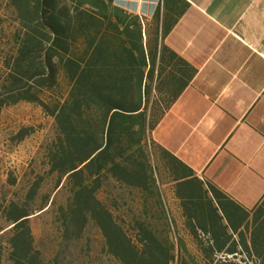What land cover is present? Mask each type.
Listing matches in <instances>:
<instances>
[{
	"label": "trees",
	"instance_id": "16d2710c",
	"mask_svg": "<svg viewBox=\"0 0 264 264\" xmlns=\"http://www.w3.org/2000/svg\"><path fill=\"white\" fill-rule=\"evenodd\" d=\"M0 1L18 25L0 112L28 102L54 119L43 161L59 190L52 203L50 194L34 207L44 180L40 172L24 198L2 199L0 264L46 263L34 219L52 211L65 192L58 209L60 252L80 244L92 226L101 237L98 261L264 264V202L251 235L249 228L235 236L218 226L211 236L170 235L151 139L160 110L149 115L139 107L137 87L124 89L123 73L137 68V61L113 23L117 18L122 24L121 12L110 11L107 0Z\"/></svg>",
	"mask_w": 264,
	"mask_h": 264
},
{
	"label": "crops",
	"instance_id": "0c3cea01",
	"mask_svg": "<svg viewBox=\"0 0 264 264\" xmlns=\"http://www.w3.org/2000/svg\"><path fill=\"white\" fill-rule=\"evenodd\" d=\"M107 2L137 61L124 89L160 110L151 139L170 235H251L264 202V0Z\"/></svg>",
	"mask_w": 264,
	"mask_h": 264
},
{
	"label": "rangeland",
	"instance_id": "374dc122",
	"mask_svg": "<svg viewBox=\"0 0 264 264\" xmlns=\"http://www.w3.org/2000/svg\"><path fill=\"white\" fill-rule=\"evenodd\" d=\"M17 32L18 25L11 11L0 1V98L3 97L7 72L5 63L13 53L14 37ZM53 135L54 119L38 105L20 102L2 109L0 112V202L4 197L10 199L18 195L21 199L24 198L27 189L37 181V174L40 172L43 173L44 180L34 207H39L50 194L51 203L54 201L59 191L54 189L56 179L49 173L43 161L44 148ZM15 180L17 185L14 186L12 182ZM66 200L67 193H59L56 207L34 219L37 246L44 251L45 264H114L108 259L98 261L101 237L92 226L88 227L86 236L80 244L72 242L66 250L60 252L58 209Z\"/></svg>",
	"mask_w": 264,
	"mask_h": 264
}]
</instances>
